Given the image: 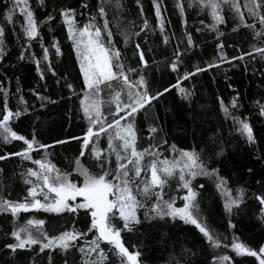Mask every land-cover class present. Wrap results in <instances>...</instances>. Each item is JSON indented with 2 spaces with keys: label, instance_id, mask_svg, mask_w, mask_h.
<instances>
[{
  "label": "trees",
  "instance_id": "1",
  "mask_svg": "<svg viewBox=\"0 0 264 264\" xmlns=\"http://www.w3.org/2000/svg\"><path fill=\"white\" fill-rule=\"evenodd\" d=\"M102 2L106 10L104 19L108 20L112 32V42L120 51L119 62L123 63L126 70L129 67L137 68L138 72L130 74V78L135 80L138 75L143 74L149 92L155 93L176 84L178 76L185 70L194 71L197 66L205 68L206 62L217 65L180 81L179 86L191 92L189 99H183L178 88H171L162 97L152 101L150 106L146 105L135 114L132 122L136 129L137 149L160 145L153 150L160 153V160L167 158L169 161L179 157L181 150L195 151L209 167L218 170V175L232 189L233 196L237 189H243L245 195L239 207H233L231 212H227L224 208L225 199L216 188L215 177L197 176L192 180L193 189L197 192L195 203L201 222L222 240L227 237L225 243L231 244L235 238L258 250L264 244V214L254 198L255 195L264 193V116L260 115V105H264V58L255 54V59L249 56L238 60L231 58L242 56L251 51L253 46L264 47V36L254 38V30L262 29L259 17H250L243 8L245 0H238L241 12L245 23H254V29L244 27L235 11L226 5L221 8L224 23L216 25L213 30L210 27L214 23L210 9L201 7L199 0H156L161 9L163 32L157 22L153 0H118L119 7L116 6L117 0H43V3L40 0H27L38 30L37 38L31 40L24 36V16L19 8L13 13L12 22L6 19L15 0H0V28L4 29L0 84L9 93V108L14 112L18 109L21 111L19 117L10 120L9 126L29 140L34 135L37 142L35 150L29 153L31 159L7 155L0 160V200L31 201L28 189L42 181L28 176L27 170L31 168L39 171V166L33 163L38 159H46L62 173H71L70 179L74 182L82 183V177L73 171L82 139L70 138H82L89 126L80 105L85 91L82 88L83 78L76 54L72 42L67 38V28L58 15V10L75 9L77 27H83L92 16L96 17L94 24L103 27L104 21L97 11ZM178 2L183 6V16L176 6ZM84 4L87 7H82ZM261 13L264 14V8ZM49 15L55 19L49 20ZM145 20L148 22L147 27H144ZM125 32L132 34L127 41L123 36ZM185 33L192 37L191 48L187 46ZM164 37H168L167 43ZM101 42L108 47L106 33H102ZM54 43H58L61 49L59 56L53 47ZM220 43H223V49L217 48ZM136 44L143 51L147 67L141 68L139 65V55L135 54ZM44 48L49 49L47 61L43 60ZM177 49L182 54L179 73L171 71L169 67ZM21 53L24 54L23 59H20ZM221 53L225 56L224 62L220 59ZM35 60H40L43 79L36 71ZM49 64L55 75L48 71ZM68 84L72 85L71 89ZM121 88V82L113 81L112 89L103 88L100 93L102 119L108 122L112 120L111 112L115 111V104L108 103L111 93L113 89ZM133 91L142 89L134 88ZM34 93L46 99L42 101ZM21 96L26 103H20ZM218 97L228 107V117L221 111ZM121 98L123 102L128 101L127 89L121 92ZM234 98L237 105L235 108L231 106ZM2 101L3 94L0 93V107ZM233 116L246 119L252 128L255 143H249L247 137L236 130L238 125L234 124L231 118ZM124 123L125 121H121V124ZM153 126L158 129L157 133H150L149 129ZM109 135L114 136L115 129L101 133L91 143L102 150V155L110 161V170H114L116 156L108 148ZM58 140L67 142L58 144ZM163 141L167 143H162ZM119 143L113 140V145L123 155ZM39 144L49 147L39 148ZM24 148L26 145L22 141L4 143L0 139V155L21 152ZM90 153L91 144L85 149V156L80 157L81 163L92 173H99L97 161ZM151 159L152 157L145 156L142 164H149ZM132 167L129 165V168ZM25 180L31 183H25ZM149 180L150 173L142 171L135 178L133 190H136L137 185L142 189L144 182ZM178 181V175L168 177L163 193L165 199L175 197V206L182 207L184 202L180 197L185 194V190L179 188ZM36 190L37 198L44 202L43 195L39 194L40 188L37 187ZM43 191L47 192V189ZM49 195L51 197L54 194ZM137 199L144 198L138 195ZM151 202L145 201L149 206ZM146 210L147 208L137 209L140 223L131 231L122 230L120 234L125 247L130 251L140 252L139 264H213L214 255L225 253L234 257L233 264H259L255 257L236 256L230 248L226 249L223 245L212 248L194 225L179 218H145ZM29 219L43 220L45 223L42 228L49 236H58L73 229L86 231L90 224V216H85L82 211L71 214L32 209L28 212L21 211L15 217L10 212H0V264H84L87 259L98 258L95 253L89 258L79 251L81 246L87 247L86 242L91 240L93 233L72 242L73 246L67 251L46 249L41 253L39 245H33L31 249H17L14 253L5 248L6 244L15 242L11 236L14 228L24 226ZM229 222L232 227H229ZM119 225L122 226V222ZM101 248L107 254L104 264H121V258L115 251H110L111 245L102 242Z\"/></svg>",
  "mask_w": 264,
  "mask_h": 264
},
{
  "label": "snow or ice",
  "instance_id": "2",
  "mask_svg": "<svg viewBox=\"0 0 264 264\" xmlns=\"http://www.w3.org/2000/svg\"><path fill=\"white\" fill-rule=\"evenodd\" d=\"M43 3V0H40ZM200 6L210 9V15L214 23L210 27L215 30L216 25L224 23V16L221 15L222 6H229L230 10H234L237 18L244 27L255 28L253 24L245 23V18L241 12V5L238 0H199ZM21 5H23L21 7ZM116 6L119 7L117 0ZM155 8V15L157 22L160 24L161 32H163V21L161 16L160 5L153 0ZM177 8L180 9L181 16L184 14L183 6L178 2ZM82 7H87L86 4ZM16 8H19L20 13L24 16L23 33L24 36L31 40L36 39L38 36L37 24L31 9L27 6V0H15L13 7L8 10L6 19L12 22V15ZM243 8L248 12L250 17H259L258 22L261 25V31L254 30V38L264 36V14L261 9L264 8V0H245ZM100 18L104 21L103 27H98L94 24L95 16L90 18V21L83 27L76 26L75 13L73 8H62L58 10V15L62 18L63 24L67 28V38L72 42L73 51L76 54L77 62L79 64L80 73L83 78L82 88L85 91V96L80 100V105L84 113L85 119L88 121V128L83 137H71L70 139L81 140L80 153L75 159V167L73 171L82 177V183L74 182L70 179L71 173H62L55 165L48 162L46 159L34 160L33 163L39 166V171H34L29 168L27 175L36 177L37 181L42 183L35 187L28 189V196L31 197L29 202H13L7 199L0 200V212H10L13 217L17 213L23 211L28 212L32 209L45 212L62 213L67 212L71 214H78L83 212L85 216H90V224L87 226L86 231H64L58 236H49L42 228L44 225L43 220L29 219L26 224L19 228H14L11 236L14 238V243H8L4 247L11 250L13 253L17 249H31L33 245H39V251L43 253L46 249H60L67 251L73 246L72 242L86 237L88 233H93L91 240L87 241V247L81 246L79 251L85 257H92L95 253L97 259H87L84 264H104L107 260V254L101 248V243L111 245L110 251L115 253L121 258V264H139L138 257L139 251H130L125 247L121 241L120 234L122 230L131 231L132 228L140 223L137 216V209L147 208L144 215L145 218H159L165 217L184 221L194 225L199 232L203 235L206 242L212 248H219L223 245L224 248H230L236 256H249L255 257L259 264H264V244L254 250L243 243L238 242L233 238L231 244L225 243L227 237L221 239L220 236L213 234V232L205 226L198 215V208L195 203L197 192L193 189L192 180L197 176L215 177L216 188L220 192L222 198L225 199V211L231 212L233 207H239L245 193L243 189H237L236 195L233 196L232 189L227 187V181L218 175V170L209 167V165L201 158L200 154L195 151H180L179 157H175L172 161L167 158L160 160V153L154 151V148H159L160 145H149L148 148L142 150L137 149V135L134 127L135 114L144 109L146 105L150 106L152 101L162 97L165 93L169 92L171 88H178L179 94L185 100L189 99L191 92L183 87H180L181 80H187L194 76L196 73L206 71L208 68L217 66L215 63L206 62V67H195L194 71L185 70L182 75L178 76L176 84L164 87L161 90L151 93L147 87V80L143 74L137 76L135 80L130 78V74L138 72L137 68L129 67L127 70L124 68L123 63L119 62L120 51L115 48L112 42V32L109 27V22L104 19L106 10L103 6L97 9ZM49 20L55 18L51 15L48 16ZM147 20L144 21V27H147ZM144 29L142 28L141 31ZM199 31V29H197ZM3 33L4 29L0 28V59H3ZM102 33L107 34L108 47H105L101 42ZM132 35L125 32L123 34L125 41ZM139 35V33H135ZM187 37V46H193V40L190 34L185 33ZM220 35V33H218ZM87 37V39H85ZM165 43L168 42V37H164ZM264 43V41H262ZM231 46V45H229ZM53 47L56 54H61V49L58 43H54ZM223 43L217 45L218 49H223ZM49 49H43V60H48ZM135 54L139 55V65L141 68L147 67V61L144 58L143 51L139 44L135 45ZM264 58V47L253 46L252 50L243 53L242 56H233L231 59H243V56H249L255 59V55ZM181 52L177 49L174 53V59L170 62L169 67L173 72L179 73V65L181 63ZM24 58L21 53L20 59ZM35 59V58H34ZM221 61H225V56L221 53ZM36 71L43 79V72L40 67V60H35ZM48 71L53 75L55 72L51 64L48 65ZM118 81L122 83L120 90L113 89L109 104H115V111L111 112L112 120L108 122L102 119L100 105V93L103 88L112 89V82ZM70 89L71 84L67 85ZM103 86V87H102ZM142 89V91H133V89ZM127 89L128 101L123 102L121 92ZM0 93L3 94L2 107H0V139L4 143H9L12 140L22 141L26 148L21 152L8 153L0 155V160H3L7 155L22 156L23 159H31L29 153L35 150L37 144L35 136L29 140L23 135L17 134L10 126L9 122L13 117H19L21 111L18 109L15 112L9 108V93L2 84H0ZM38 99L45 100V97L34 93ZM221 111L228 117V107L224 105L220 98ZM20 103H26L23 97H19ZM87 101V103H85ZM54 103V101H52ZM43 106V105H42ZM231 106L235 108V98L231 102ZM27 110L26 108L24 109ZM123 113V115L121 114ZM260 115L264 116V105H260ZM234 124L238 125L237 131H240L247 137L249 143H255L253 131L250 124L246 119L238 117H231ZM121 121H125L121 124ZM106 125V126H105ZM95 126V130H94ZM110 129H115V135H109L108 148L116 156V167L110 170V161L102 155V150L98 149L95 144H92L93 138H98L101 133H105ZM150 133H157L156 127H150ZM113 140L119 141V149L113 145ZM67 141L58 140L56 143H66ZM162 143H167L163 141ZM91 144V157L97 161L99 173H92L87 167L81 163L80 157L85 156V149L89 148ZM39 148H48L49 145L39 144ZM175 146H173L174 148ZM130 153V155H129ZM145 156L152 157L151 162L143 165L142 161ZM123 161V162H122ZM132 165V168H129ZM150 173V180L144 182L141 189L138 185L136 190H133L135 178L141 175V172ZM251 171V169H249ZM130 172L132 175H130ZM54 173V175H53ZM163 174V175H161ZM178 175V186L180 189L185 190V194L180 197L183 200L182 207H176V198H164L163 186L168 177ZM25 183H31L25 180ZM40 188V193L44 197V202L37 198L36 188ZM203 188V185L199 186ZM47 189V192L43 190ZM49 194H54L50 197ZM140 195L144 199H137ZM255 200L261 206V212L264 214V193L255 195ZM151 200L150 206L145 201ZM264 218V217H262ZM122 222V226L119 225ZM233 225L229 222V227ZM234 257L225 253L223 255H214L213 264H233Z\"/></svg>",
  "mask_w": 264,
  "mask_h": 264
},
{
  "label": "rangeland",
  "instance_id": "3",
  "mask_svg": "<svg viewBox=\"0 0 264 264\" xmlns=\"http://www.w3.org/2000/svg\"><path fill=\"white\" fill-rule=\"evenodd\" d=\"M85 39H87V37H85Z\"/></svg>",
  "mask_w": 264,
  "mask_h": 264
}]
</instances>
